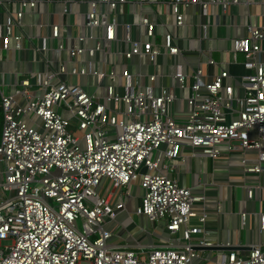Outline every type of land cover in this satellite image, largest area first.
Listing matches in <instances>:
<instances>
[{"label": "built area", "instance_id": "1", "mask_svg": "<svg viewBox=\"0 0 264 264\" xmlns=\"http://www.w3.org/2000/svg\"><path fill=\"white\" fill-rule=\"evenodd\" d=\"M42 2L0 0V53H17L23 65L0 82V264H196L191 246L213 244L193 237L223 203L210 206L204 192L164 173L174 168L164 161L188 156L235 160L238 188L254 206L222 244L243 246L244 230L249 249L222 251L218 264H264V26L231 39L243 75L220 70L205 82L216 63L201 47L204 25L189 49L184 10L226 12L240 0H168L170 19L160 22L144 6L161 1L89 0L81 23L28 25ZM60 4L61 16L71 14L70 0ZM126 5L138 12L122 21ZM28 26L40 33L27 37ZM180 100L182 119L171 111ZM121 212L162 223L166 243L116 242Z\"/></svg>", "mask_w": 264, "mask_h": 264}, {"label": "crops", "instance_id": "2", "mask_svg": "<svg viewBox=\"0 0 264 264\" xmlns=\"http://www.w3.org/2000/svg\"><path fill=\"white\" fill-rule=\"evenodd\" d=\"M60 1L43 0L42 3L37 4L32 12L27 14L26 23L29 25L34 23L56 24L68 22L69 24H77L83 22L85 13L90 9L89 0H70L72 10L71 14L67 16H61L63 5L60 4ZM155 1L164 3L160 4L159 9V4L144 6L145 14H149L152 21L155 22L168 21L170 19L169 5L165 4L168 0ZM222 1L230 2V0ZM262 2L263 0H240L238 4L230 5L226 12H223L220 6L217 5L210 6L206 11H202L196 7H189L184 10V21L191 25L186 31V35L190 39L188 41L189 49L194 50L198 46L195 39L193 40L197 34L195 26L204 25L205 40L202 42L201 47L206 51L205 54L210 56L216 63L215 66L205 68V76L203 78L205 82H209L220 70H225L229 75L234 77L245 73L241 65L243 61L242 55H237L236 60H233L229 54L231 39L246 36V26L248 25L256 27L264 26V4ZM137 12L138 9H134L132 5H126L122 21L132 20L133 17L131 15ZM39 33L40 31L37 28L31 26L26 27L24 30V34L27 37L37 36ZM261 46L264 49V41L261 42ZM18 59L19 55L13 51H10L8 54L0 53V82L2 81L7 84L15 68L21 71L23 65L21 62H16ZM2 74L3 78H1ZM176 93L178 95L177 91ZM180 94L182 98L187 96V92H181ZM171 111L174 112L176 117L182 119L185 115L186 106L180 100L173 103ZM183 153L189 152L185 150ZM235 164V160L227 161L221 159L213 161L204 157L189 156L187 157L186 164H180L178 160L164 161V165L174 166L173 169L163 170L170 179H175L181 185L192 188L195 193L204 192L205 196L210 199L208 203L210 206L216 199H220L223 203V213L220 215L212 214L208 217L205 224V233L194 236L193 240L195 242L206 241L212 243L213 246H222L226 235L231 234L232 238H234L235 235L233 233L239 224L238 214L245 210L252 211L254 209L253 204H246L243 192L238 188L242 182V178ZM237 191H240V199L234 201L233 199L236 196L233 194L236 195ZM138 195L139 191L136 192V195L132 199L127 200V209L129 208V204H133V210L135 209ZM138 219L141 224L139 226L146 229L147 222L145 219ZM126 220L129 221V219ZM133 224L134 222L132 224L128 222L127 225L123 223L125 229L112 227L113 232L119 236L116 242L118 241L121 245L141 247H154L166 243L168 233L165 231L162 223L150 225L152 231L149 232H144L141 229L138 230ZM138 232H144V234H139ZM246 238L242 244L246 247L245 250H248L247 248L249 247L245 246L248 242ZM213 252H216L215 258L211 257ZM220 252L222 251H198L200 259L196 264H218Z\"/></svg>", "mask_w": 264, "mask_h": 264}, {"label": "rangeland", "instance_id": "3", "mask_svg": "<svg viewBox=\"0 0 264 264\" xmlns=\"http://www.w3.org/2000/svg\"><path fill=\"white\" fill-rule=\"evenodd\" d=\"M0 132H1V127H0ZM152 157H154V155L152 156ZM240 192V191H239ZM239 192L237 191L236 192V195L235 194H233L234 196H236V198L235 199H233L234 201H238L239 199H240V195H239ZM133 205V204H132ZM131 204H129V208H128V210L130 211V212H133L135 209H136V207H137V205H136V203H135V205H136V207H135V209L133 210V207H134V205L132 206ZM125 218H127V213L126 212H121V213H119V214H117L116 215V218H115V220L117 221V222H123L124 223V225L126 224L127 225V223L129 222V224H132V221L131 220H129V221H127ZM124 219V220H123ZM132 219H133V221H134V227L135 228H137L138 230H139V224H140V220L138 219V217H135V216H133L132 215ZM141 225V224H140ZM80 226V225H79ZM132 226V225H131ZM137 226V227H136ZM135 230V229H134ZM138 230H136V231H138ZM146 230H147V232H149V231H152V228H150V224L149 223H147V225H146ZM139 234L140 233H142V234H144V232H138ZM135 234V233H134ZM245 241V231L244 230H242L241 232H240V242L242 243V242H244ZM215 255H216V252H213L212 254H211V257L212 258H215Z\"/></svg>", "mask_w": 264, "mask_h": 264}, {"label": "water", "instance_id": "4", "mask_svg": "<svg viewBox=\"0 0 264 264\" xmlns=\"http://www.w3.org/2000/svg\"><path fill=\"white\" fill-rule=\"evenodd\" d=\"M192 250L194 251H226V250H245L246 247L244 246H231V247H225V246H200L197 244H193L191 246ZM249 249V248H247Z\"/></svg>", "mask_w": 264, "mask_h": 264}, {"label": "trees", "instance_id": "5", "mask_svg": "<svg viewBox=\"0 0 264 264\" xmlns=\"http://www.w3.org/2000/svg\"><path fill=\"white\" fill-rule=\"evenodd\" d=\"M1 121H2V117H1V111H0V127H1Z\"/></svg>", "mask_w": 264, "mask_h": 264}]
</instances>
